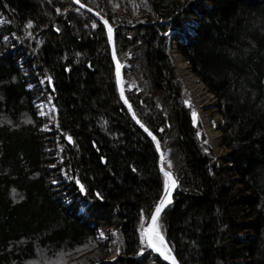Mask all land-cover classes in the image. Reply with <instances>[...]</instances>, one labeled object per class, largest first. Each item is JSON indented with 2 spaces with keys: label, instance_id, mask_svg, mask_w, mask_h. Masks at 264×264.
Listing matches in <instances>:
<instances>
[{
  "label": "trees",
  "instance_id": "1",
  "mask_svg": "<svg viewBox=\"0 0 264 264\" xmlns=\"http://www.w3.org/2000/svg\"><path fill=\"white\" fill-rule=\"evenodd\" d=\"M79 1L112 27L125 95L179 180L159 217L173 256L264 264V0ZM170 34L217 99L223 154L193 120ZM158 158L118 94L102 22L73 0H0V264H169L141 250Z\"/></svg>",
  "mask_w": 264,
  "mask_h": 264
},
{
  "label": "rangeland",
  "instance_id": "2",
  "mask_svg": "<svg viewBox=\"0 0 264 264\" xmlns=\"http://www.w3.org/2000/svg\"><path fill=\"white\" fill-rule=\"evenodd\" d=\"M138 8L136 9V11L138 12ZM176 67V65H175ZM176 70H177V67H176ZM178 72V70H177ZM129 73V72H127ZM130 74V73H129ZM131 75V74H130ZM178 75L179 77L181 78L179 72H178ZM182 82H183V79L181 78ZM125 82L128 83L129 86H134L135 85V82L131 76V79L130 80H126ZM184 84V83H183ZM188 90V88H187ZM189 91V90H188ZM189 94H190V91H189ZM213 95V94H212ZM191 96V94H190ZM193 102H194V111L195 113L197 114V117L199 118V120L201 119V117H206L207 119V123L209 125V127L213 130V131H218L220 133V138L217 139L216 143L212 144L211 140H209L206 132V141L209 143V145L212 147V150L213 152L216 154V155H219V154H223L225 152V150L227 149L223 144H222V135H221V125H222V120H221V115L219 114L218 110H217V105L215 102H217V99L214 97L213 95V98H214V104H201L200 107H199V110L196 111V100L194 99L193 96H191ZM48 101H44V102H39L38 103V114L40 116H45L46 118V121L45 123L41 124V128L43 129H53L56 127V117H55V110L52 108V106L49 104ZM44 113V115H41V113ZM216 118H219V124H216L215 122V119ZM201 124L203 126V123L201 121ZM205 131V130H204ZM59 150L57 148V145H56V153H58ZM59 159V157H58ZM169 169H172L171 167ZM109 231H108V235H109V239H108V249H109V254L107 255V258H113L116 254H117V251H118V248H117V241H116V237H115V228L112 227V226H109ZM143 233V231H142ZM103 233H98L97 236L100 237V236H103L101 235ZM168 246V245H167ZM169 248V247H168ZM115 254V255H114Z\"/></svg>",
  "mask_w": 264,
  "mask_h": 264
},
{
  "label": "bare ground",
  "instance_id": "3",
  "mask_svg": "<svg viewBox=\"0 0 264 264\" xmlns=\"http://www.w3.org/2000/svg\"><path fill=\"white\" fill-rule=\"evenodd\" d=\"M168 52L170 57L172 58L174 64L177 67V70L183 79V83L190 91L191 96L196 100V111L199 110L201 104H214V98L212 93L208 90L205 83L193 72L190 63L187 60H184L182 55L180 54L178 47L176 45L175 39L169 36L168 40ZM121 70L122 78L124 81L130 80L131 75L127 73L125 70ZM203 123V130L206 132L209 140H211L212 144L216 143L217 139H219L220 133L217 131H213L208 123L206 117H201L200 122ZM216 124H219V118L215 119ZM164 159H168L167 154H163ZM145 230V229H144ZM143 230V232H144ZM172 253V252H171ZM173 256V254H172Z\"/></svg>",
  "mask_w": 264,
  "mask_h": 264
},
{
  "label": "water",
  "instance_id": "4",
  "mask_svg": "<svg viewBox=\"0 0 264 264\" xmlns=\"http://www.w3.org/2000/svg\"><path fill=\"white\" fill-rule=\"evenodd\" d=\"M73 2L76 4V5H78V6H80L82 9H84V10H86V11H88V12H90V13H92L97 19H99L101 22H102V24L104 25V27H105V30H106V34H107V39H108V44H109V48H110V54H111V57H112V60H113V64H114V67H115V81H116V87H117V91H118V94H119V96H120V98H121V100L124 102V104L126 105V107L128 108V110H129V112H130V114H131V116H132V118L136 121V123L145 131V129H147V131H145L148 135H149V133H151V135H149V137L152 139V141L154 142V145H155V147H156V150H157V153H158V167H159V170L164 174V172L165 171H168V172H171V174H172V176L175 178V175L173 174V169H169V168H166V167H164L163 166V160H161V155H163V153H162V151H161V148H160V146L159 147H157V145H159V142H158V140H157V138H156V136L136 117V115H135V113H134V111H133V109H132V107H131V104H130V102L128 101V99H127V97H126V95H125V90H124V80H123V78H122V74H121V70H120V79H119V82H118V78H117V63H119V65H120V68L122 69V70H124V66H123V64L122 63H120V61H119V59H118V57H117V54H116V50H115V43H114V35H113V30H112V37H111V39L109 38V33H108V28L109 27H111L110 25H109V23L107 22V23H105V21H107L106 19H105V17H103L100 13H98L97 11H95L93 8H91L90 6H88V5H85V4H83L82 2H77V0H73ZM111 29H112V27H111ZM170 37L171 38H173L174 39V34H170ZM115 51V57H114V55H113V52ZM121 88H123V91H124V97L122 98L121 97ZM215 97V96H214ZM216 98V97H215ZM125 99L127 100V103H125ZM216 103V105H217V102H215ZM143 125V126H142ZM153 137H155V139H153ZM163 169V170H162ZM175 180H176V178H175ZM176 182L178 183L179 182V180H176ZM173 191V190H172ZM172 191H171V193H172ZM164 194H165V186H164V188H163V190H162V192H161V194H160V196H159V198L157 199V201H156V203L153 205V207H152V209H151V211L149 212V214H148V216H147V218H146V220H145V223H144V227H143V230L144 229H148L149 228V226H150V224H151V217H152V214L154 213V211H155V208H156V206H157V204L160 202V200H161V198L164 196ZM169 199H170V201H171V196L169 197ZM167 206V205H166ZM165 206V207H166ZM164 207V208H165ZM163 208V209H164ZM146 249H150L154 254H156V255H158L159 257H161L164 261H166L167 263H169L170 264V260H165L164 259V256L163 255H161L160 254V252H157L156 250H154L153 248H149L148 246H147V244L146 243H144V242H142V246H141V250H146ZM175 260H176V264H180L179 263V261L175 258Z\"/></svg>",
  "mask_w": 264,
  "mask_h": 264
},
{
  "label": "snow or ice",
  "instance_id": "5",
  "mask_svg": "<svg viewBox=\"0 0 264 264\" xmlns=\"http://www.w3.org/2000/svg\"><path fill=\"white\" fill-rule=\"evenodd\" d=\"M77 2H79V0H77ZM105 23H107V21H105ZM108 33H109V38L111 39L112 37L111 27L108 28ZM113 55L115 57V51L113 52ZM117 78L119 82V79H120L119 63H117ZM121 97L122 98L124 97L123 88H121ZM125 103H127L126 99H125ZM185 103H188V102L186 101ZM41 115H44V113L42 112ZM192 115H193V120L195 122L196 115H197L195 111H193ZM145 131H147V129H145ZM149 135H151V133H149ZM68 139L69 141H71V137H68ZM153 139H155V137H153ZM157 147H159V145H157ZM163 159H164V156L161 155V160ZM164 176H165V194L161 198L160 202L157 204L155 211L152 214L151 224L149 228L145 229L144 232L142 233V242L146 243L149 248H153L157 252H160V254L164 256L165 260H170V264H176L175 257L172 256L171 249L168 248L167 243L165 242L164 237L159 230L160 213L162 212L163 208L171 202L169 199V197L171 196V191L177 186V182L175 178L172 176L171 172L165 171ZM81 190H83V186H81Z\"/></svg>",
  "mask_w": 264,
  "mask_h": 264
},
{
  "label": "built area",
  "instance_id": "6",
  "mask_svg": "<svg viewBox=\"0 0 264 264\" xmlns=\"http://www.w3.org/2000/svg\"><path fill=\"white\" fill-rule=\"evenodd\" d=\"M48 103H49V104L52 106V108L55 110L53 104H52L50 101H48ZM49 104H47V105H49ZM114 255H115V254H114Z\"/></svg>",
  "mask_w": 264,
  "mask_h": 264
}]
</instances>
